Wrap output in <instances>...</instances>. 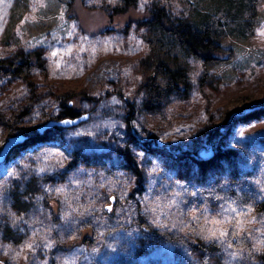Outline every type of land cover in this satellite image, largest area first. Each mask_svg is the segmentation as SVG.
Returning a JSON list of instances; mask_svg holds the SVG:
<instances>
[{
  "label": "rangeland",
  "instance_id": "obj_1",
  "mask_svg": "<svg viewBox=\"0 0 264 264\" xmlns=\"http://www.w3.org/2000/svg\"><path fill=\"white\" fill-rule=\"evenodd\" d=\"M118 1L0 0V60L39 49L44 53V68L33 71L34 101L23 79L0 78V150L13 113L31 108L17 129L41 127L56 118L66 94L76 93L80 99L71 102L81 115L89 114L0 166V260L260 264L264 113L236 119L230 130L223 123L230 111L264 107V0H252L257 13L253 35L225 39L222 44L231 52L220 61L205 67L171 49L189 67L191 92L171 98L158 112L143 108V62L153 51L150 32L127 16L112 24L109 16ZM192 1L140 0L136 11L146 13L161 2L173 16L201 15L225 2ZM129 102L136 106L131 128ZM127 147L137 170L118 151ZM221 149L236 151L235 159L217 157L204 173L203 163L215 155H202ZM74 153L79 162L93 161L79 164ZM232 172L238 177L234 184ZM15 193L23 196L20 204H14ZM139 214L156 230L218 248L203 258L192 246L145 232ZM220 231L227 234L220 236Z\"/></svg>",
  "mask_w": 264,
  "mask_h": 264
},
{
  "label": "trees",
  "instance_id": "obj_2",
  "mask_svg": "<svg viewBox=\"0 0 264 264\" xmlns=\"http://www.w3.org/2000/svg\"><path fill=\"white\" fill-rule=\"evenodd\" d=\"M139 1L140 0H119L118 4L111 9L112 14L109 18L112 24H114L118 21L122 22L123 17L127 16L129 21L132 20V22L136 23L135 25H138L137 27L147 29L150 32L148 41L153 51L152 55L143 62L145 69H147L141 88L147 95V100L144 102L143 108L152 112L163 110L166 105H169L171 98L185 97V95L191 92L189 67L187 64L180 62L177 56L171 55V49L177 48L184 55L183 58L188 59V57H193L200 60L205 67H208L213 61H220L218 58L229 52L222 44L225 39L237 36L249 38L253 35L257 22V13L252 0H225L223 5L217 7L214 12L206 13L203 11L201 15L190 13L189 16L181 13H179L180 15L178 16H173L169 8L161 2V4H153L148 12L141 13L136 11L139 6ZM196 1L200 2V0ZM193 2L195 3V0L192 1V3ZM71 3L74 5L75 0H73V2L71 0ZM74 14L75 13H73V15ZM43 59L44 53L39 49L29 53H20L15 58L11 57L7 60H0V78L8 76L23 79L29 86L31 94L29 101H34L38 97L36 94L37 89L34 83L35 81L33 79V71L36 69L42 70L44 68ZM80 95L82 94H66L63 98L61 110L55 119H75L81 116L78 107L74 106L73 102H71L74 99H80ZM129 104L131 109L128 114V123L131 128L133 127L132 121L135 116L136 106L135 103L129 102ZM261 108L260 110H253L250 112H246L247 110L230 111L227 113L223 124L230 130L234 120L258 117L260 114L264 113V107ZM30 110L31 108H28L20 114L13 113L11 119H8L12 123L7 126L8 134L1 150H4L10 143V140L17 136L14 135L16 130L21 131V134L25 136V140L19 141L12 149L8 159L19 155L33 146L52 140L53 131L58 132L63 129V127H54L44 133H41L40 127L36 126H22L17 129V126H21L22 119L28 115ZM204 132H207L208 135L210 133L209 130H205L203 133ZM118 151L123 154L130 166L136 170L138 169V163L129 147L119 149ZM236 153L237 152L232 149H221L218 150V153L214 152L215 158L203 163V166L207 169L204 173L207 174L210 171L208 168L212 166L213 161L217 157H219L221 161L232 160L235 159ZM73 155L74 161L79 162L80 157L78 154L74 153ZM86 161L91 164L90 162L93 160L91 157H88ZM86 161H80L79 164H85ZM229 180L233 182V184L238 180L236 172L231 173V179ZM220 182L221 181L218 183ZM31 185L33 184L31 183ZM225 190L224 187H221V194H225ZM229 192L232 193V191ZM16 194L17 193L14 195L16 196V198H14V204H20L23 196ZM47 203L51 204L50 201H47ZM139 218L140 224L145 232L152 234L156 232L172 243L183 244L187 247L192 246L196 250L201 251V254L203 253V258L204 256H213L214 249L218 248L217 245L214 244L207 246L201 244L193 245L190 243L189 239L181 237L176 233L156 230L147 222L143 214H139ZM5 234H8V232L6 231ZM257 260L260 264H264V254L259 255ZM0 264H6V262L0 260Z\"/></svg>",
  "mask_w": 264,
  "mask_h": 264
},
{
  "label": "water",
  "instance_id": "obj_3",
  "mask_svg": "<svg viewBox=\"0 0 264 264\" xmlns=\"http://www.w3.org/2000/svg\"><path fill=\"white\" fill-rule=\"evenodd\" d=\"M258 108H254V109H250L247 110L246 112H250L253 110H256ZM89 118V114L86 115H81L75 119H54L49 121L48 123L42 125L39 129L41 133L46 132L47 130H50L54 127H63V128H70V127H74L79 125L80 123L84 122L85 120H87ZM25 140V136L23 134L17 135L15 137H13L10 140V143L8 144V146L2 150V152L0 153V166L6 162V160L8 159L12 149L15 147V145L19 142V141H23ZM213 150H210L209 152L203 154L202 156H207V155H213ZM211 158V157H210Z\"/></svg>",
  "mask_w": 264,
  "mask_h": 264
},
{
  "label": "snow or ice",
  "instance_id": "obj_4",
  "mask_svg": "<svg viewBox=\"0 0 264 264\" xmlns=\"http://www.w3.org/2000/svg\"><path fill=\"white\" fill-rule=\"evenodd\" d=\"M0 187H2V186H0ZM232 211H235V209H232ZM213 223H221V222L213 221ZM224 223H228V221H224ZM238 226H239V225H238ZM219 234H220V236H224V235H226L227 233H226V231H220ZM212 235L215 236L216 233L213 232Z\"/></svg>",
  "mask_w": 264,
  "mask_h": 264
},
{
  "label": "bare ground",
  "instance_id": "obj_5",
  "mask_svg": "<svg viewBox=\"0 0 264 264\" xmlns=\"http://www.w3.org/2000/svg\"><path fill=\"white\" fill-rule=\"evenodd\" d=\"M213 171V170H212Z\"/></svg>",
  "mask_w": 264,
  "mask_h": 264
}]
</instances>
